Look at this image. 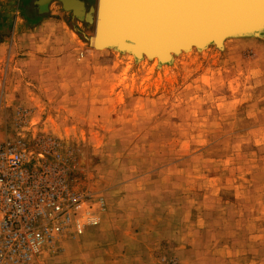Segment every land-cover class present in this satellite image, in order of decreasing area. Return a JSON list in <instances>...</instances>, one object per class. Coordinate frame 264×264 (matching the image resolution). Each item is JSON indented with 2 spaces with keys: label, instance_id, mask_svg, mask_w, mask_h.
Segmentation results:
<instances>
[{
  "label": "rangeland",
  "instance_id": "374dc122",
  "mask_svg": "<svg viewBox=\"0 0 264 264\" xmlns=\"http://www.w3.org/2000/svg\"><path fill=\"white\" fill-rule=\"evenodd\" d=\"M34 2L0 0V154L61 181L82 228L27 264H264V35L161 68Z\"/></svg>",
  "mask_w": 264,
  "mask_h": 264
},
{
  "label": "water",
  "instance_id": "95a60500",
  "mask_svg": "<svg viewBox=\"0 0 264 264\" xmlns=\"http://www.w3.org/2000/svg\"><path fill=\"white\" fill-rule=\"evenodd\" d=\"M54 1L77 20L93 25L96 41L104 3L116 28L119 5L123 33L112 36L111 42L117 37L118 50L158 53L160 59L164 50L177 54L191 46L217 45L224 37L264 35V0H97L95 10L81 0H35L34 5L44 8Z\"/></svg>",
  "mask_w": 264,
  "mask_h": 264
},
{
  "label": "built area",
  "instance_id": "2783aa9c",
  "mask_svg": "<svg viewBox=\"0 0 264 264\" xmlns=\"http://www.w3.org/2000/svg\"><path fill=\"white\" fill-rule=\"evenodd\" d=\"M23 151L0 154V264H27L70 230L80 232L79 199L61 181L26 169Z\"/></svg>",
  "mask_w": 264,
  "mask_h": 264
},
{
  "label": "bare ground",
  "instance_id": "6f19581e",
  "mask_svg": "<svg viewBox=\"0 0 264 264\" xmlns=\"http://www.w3.org/2000/svg\"><path fill=\"white\" fill-rule=\"evenodd\" d=\"M120 9V10H119ZM121 9L120 6L118 5L116 7V11L119 10L118 12V16H119V21L116 26L112 25V21H111V17H110V12L109 10L106 8V4L104 3L103 5V12H102V18H101V28H100V34L99 37L97 39V41L95 40V33L93 30V35L89 40V43L91 44L92 48H94L97 51H103L105 49H112V51H116L118 53H122L123 55H127L130 59L131 62H137V63H141V62H153L155 65V67H164L166 65H170L173 63L174 59L176 56H179L181 54H189L192 53L194 51H198V52H203L205 50H207L210 46H213L215 48H219V49H224V45L225 42L229 39H233V38H241L247 35H239V37H224L221 39V41L216 45H211L212 43H208L206 44V46H203L202 48L198 49L194 46H191L190 48L186 49V50H180L179 52H177V54H174L172 52L167 53V51L165 52L164 50V57L162 56L161 59L158 56V53H154L153 55H146L144 53V51H140V53L135 54L132 48H121L122 50H118L117 49V42H119V39H116L117 37H115L113 39V41L111 42L112 36H117L120 35L121 33H123V17L121 16ZM123 10V9H122ZM94 22H95V18H94ZM123 22V23H122ZM250 36V35H248ZM258 36H262V35H258ZM126 41V40H125ZM226 46V45H225ZM168 54V55H167Z\"/></svg>",
  "mask_w": 264,
  "mask_h": 264
},
{
  "label": "flooded vegetation",
  "instance_id": "af4514ba",
  "mask_svg": "<svg viewBox=\"0 0 264 264\" xmlns=\"http://www.w3.org/2000/svg\"><path fill=\"white\" fill-rule=\"evenodd\" d=\"M34 7V6H33ZM35 8V10H38V11H40V9L39 8H37V7H34Z\"/></svg>",
  "mask_w": 264,
  "mask_h": 264
}]
</instances>
